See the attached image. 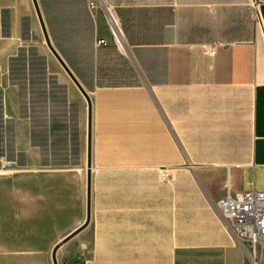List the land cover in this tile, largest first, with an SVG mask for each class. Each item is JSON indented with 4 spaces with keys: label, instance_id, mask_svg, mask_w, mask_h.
<instances>
[{
    "label": "crops",
    "instance_id": "crops-1",
    "mask_svg": "<svg viewBox=\"0 0 264 264\" xmlns=\"http://www.w3.org/2000/svg\"><path fill=\"white\" fill-rule=\"evenodd\" d=\"M37 2L92 102L87 264H243L214 203L264 192V0H105L125 51L89 0ZM75 137L88 160L87 102L33 1L0 0V264H52L9 252L33 240L6 235L29 229L6 223L4 177L44 167V145L67 166Z\"/></svg>",
    "mask_w": 264,
    "mask_h": 264
},
{
    "label": "rangeland",
    "instance_id": "rangeland-1",
    "mask_svg": "<svg viewBox=\"0 0 264 264\" xmlns=\"http://www.w3.org/2000/svg\"><path fill=\"white\" fill-rule=\"evenodd\" d=\"M45 166L31 170L19 168V172L4 177L6 185L5 206L16 209L6 217L11 229L28 226L29 231H7L11 237L26 235L32 245L9 247L11 255L17 253L45 252L51 256L54 246L70 232L80 227L86 219L87 152L84 137H75L74 150L68 165L53 167L50 148L44 145ZM9 160L14 157L8 156ZM17 159L23 164V157ZM89 227V226H88ZM88 227L69 241L60 253L59 264H87L92 249V233Z\"/></svg>",
    "mask_w": 264,
    "mask_h": 264
},
{
    "label": "built area",
    "instance_id": "built-area-1",
    "mask_svg": "<svg viewBox=\"0 0 264 264\" xmlns=\"http://www.w3.org/2000/svg\"><path fill=\"white\" fill-rule=\"evenodd\" d=\"M262 2L263 0H252L255 11H258ZM89 7L92 12L98 9L104 12L113 41L125 51L123 31L115 10L105 0H89ZM256 18L258 19L257 16ZM99 44H104V41ZM11 171L13 163L3 160L0 164V175L9 174ZM214 209L241 252L242 263L264 264V192L229 191L224 198L214 203Z\"/></svg>",
    "mask_w": 264,
    "mask_h": 264
},
{
    "label": "water",
    "instance_id": "water-1",
    "mask_svg": "<svg viewBox=\"0 0 264 264\" xmlns=\"http://www.w3.org/2000/svg\"><path fill=\"white\" fill-rule=\"evenodd\" d=\"M36 13L38 15L40 25L44 34L45 42L51 51V53L54 55L56 60L59 62L61 67L64 69L66 74L69 76V78L72 80V82L76 85V87L79 89L83 97L85 98L87 105H88V160H87V192H86V219L84 223L75 229L74 231L70 232L68 235H66L63 239H61L53 248L51 252V260L52 264H59L58 261V251L69 241H71L73 238H75L77 235H79L81 232H83L91 223V217H92V179H91V173H92V162H91V147H92V102L90 99L89 94L85 91V89L82 87L80 82L77 80L75 75L72 73L68 65L65 63L63 58L57 53L55 47L53 46L51 39L49 37V34L47 32L41 10L39 8L37 0H32Z\"/></svg>",
    "mask_w": 264,
    "mask_h": 264
}]
</instances>
